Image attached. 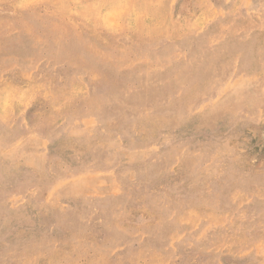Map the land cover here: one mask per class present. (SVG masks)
I'll return each mask as SVG.
<instances>
[{
  "label": "rangeland",
  "instance_id": "obj_1",
  "mask_svg": "<svg viewBox=\"0 0 264 264\" xmlns=\"http://www.w3.org/2000/svg\"><path fill=\"white\" fill-rule=\"evenodd\" d=\"M0 264H264V0H0Z\"/></svg>",
  "mask_w": 264,
  "mask_h": 264
},
{
  "label": "bare ground",
  "instance_id": "obj_2",
  "mask_svg": "<svg viewBox=\"0 0 264 264\" xmlns=\"http://www.w3.org/2000/svg\"><path fill=\"white\" fill-rule=\"evenodd\" d=\"M110 19H111V18H110ZM110 19H109V20H110Z\"/></svg>",
  "mask_w": 264,
  "mask_h": 264
}]
</instances>
